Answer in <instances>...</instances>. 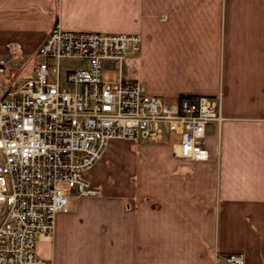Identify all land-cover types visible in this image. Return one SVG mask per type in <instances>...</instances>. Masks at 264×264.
<instances>
[{
    "label": "crops",
    "instance_id": "0c3cea01",
    "mask_svg": "<svg viewBox=\"0 0 264 264\" xmlns=\"http://www.w3.org/2000/svg\"><path fill=\"white\" fill-rule=\"evenodd\" d=\"M69 31L138 35L129 79L175 102L222 92L207 128L209 159L170 145L110 140L69 193L47 264H214L213 253L264 264V0H0V87L19 82L55 21ZM218 264H222L219 262Z\"/></svg>",
    "mask_w": 264,
    "mask_h": 264
},
{
    "label": "built area",
    "instance_id": "2783aa9c",
    "mask_svg": "<svg viewBox=\"0 0 264 264\" xmlns=\"http://www.w3.org/2000/svg\"><path fill=\"white\" fill-rule=\"evenodd\" d=\"M140 51L138 35L64 29L57 20L34 55L31 72L0 87V264H47L36 243L53 238L54 220L69 208L66 193L98 197L83 176L110 140L170 145L176 159H209L207 128L220 124L221 90L175 102L145 94L125 77ZM74 61L75 70L62 63ZM117 79L106 82L105 71ZM214 264L244 256L213 253Z\"/></svg>",
    "mask_w": 264,
    "mask_h": 264
},
{
    "label": "rangeland",
    "instance_id": "374dc122",
    "mask_svg": "<svg viewBox=\"0 0 264 264\" xmlns=\"http://www.w3.org/2000/svg\"><path fill=\"white\" fill-rule=\"evenodd\" d=\"M83 65V64H79L77 62L74 61H66L64 63H62V66L64 69H70V70H75L76 68H78V66ZM133 64L128 63V61L125 63V77H127V75L129 74V72H131L133 70ZM103 78L106 82H113L117 79V72L116 71H105L103 74ZM66 196L68 198L69 193H66ZM214 263V260H213ZM219 263V261H218ZM217 263V264H218Z\"/></svg>",
    "mask_w": 264,
    "mask_h": 264
}]
</instances>
